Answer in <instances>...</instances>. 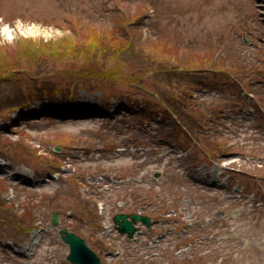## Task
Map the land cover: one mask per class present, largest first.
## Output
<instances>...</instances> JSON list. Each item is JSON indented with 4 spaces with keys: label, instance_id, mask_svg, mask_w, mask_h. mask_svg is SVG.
I'll list each match as a JSON object with an SVG mask.
<instances>
[{
    "label": "rangeland",
    "instance_id": "374dc122",
    "mask_svg": "<svg viewBox=\"0 0 264 264\" xmlns=\"http://www.w3.org/2000/svg\"><path fill=\"white\" fill-rule=\"evenodd\" d=\"M0 67V264H71L62 227L102 264H264V0H0ZM120 212L139 241L100 237Z\"/></svg>",
    "mask_w": 264,
    "mask_h": 264
},
{
    "label": "water",
    "instance_id": "95a60500",
    "mask_svg": "<svg viewBox=\"0 0 264 264\" xmlns=\"http://www.w3.org/2000/svg\"><path fill=\"white\" fill-rule=\"evenodd\" d=\"M131 219V220H129ZM142 221L148 227L151 222L148 217L140 216L137 214H117L114 217V222L120 233H127L129 237H132L136 231L135 224ZM53 226H59V215L53 213L52 216ZM61 239L68 244L70 254L67 259L73 264H101L100 258L92 251L86 244L85 240L74 232L69 231L67 228H62L59 231Z\"/></svg>",
    "mask_w": 264,
    "mask_h": 264
},
{
    "label": "trees",
    "instance_id": "16d2710c",
    "mask_svg": "<svg viewBox=\"0 0 264 264\" xmlns=\"http://www.w3.org/2000/svg\"><path fill=\"white\" fill-rule=\"evenodd\" d=\"M92 37L94 38V39H96V41L95 42H93V44H89V43H87V42H85L84 44H83V46H82V48H84L85 47V49H82L80 52H78L79 54H82L83 52V54H82V56L83 57H86V45H90V49H92V48H95V47H97V41L99 40V31H97L96 32V34H93L92 35ZM65 43V44H64ZM63 44H62V47H64V48H60V47H55V44L54 43H49V44H47L45 47L44 46H42L41 48H42V51H45V50H47V51H49V52H51V53H54L55 54V52H57V51H61V49H63V51L64 52H72V51H77L76 49H74L75 48V46H76V41H69V42H64ZM67 44V45H66ZM93 50V49H92ZM88 63L89 62H86L85 63V66L87 67V65H88ZM89 68V70L91 71V72H97V70L95 69V68H90V67H88ZM96 70V71H95ZM99 71V70H98ZM112 76H114L115 75V73L114 72H109ZM96 74H98V73H96ZM2 75H4V72H3V68L2 67H0V76H2ZM60 91V90H59ZM27 230H29V229H27Z\"/></svg>",
    "mask_w": 264,
    "mask_h": 264
},
{
    "label": "bare ground",
    "instance_id": "6f19581e",
    "mask_svg": "<svg viewBox=\"0 0 264 264\" xmlns=\"http://www.w3.org/2000/svg\"><path fill=\"white\" fill-rule=\"evenodd\" d=\"M40 240V237L37 235V234H35L34 236H33V241H32V247L38 242Z\"/></svg>",
    "mask_w": 264,
    "mask_h": 264
}]
</instances>
